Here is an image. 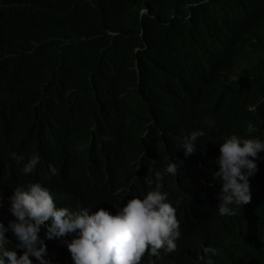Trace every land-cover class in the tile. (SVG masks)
<instances>
[{
  "label": "trees",
  "instance_id": "trees-1",
  "mask_svg": "<svg viewBox=\"0 0 264 264\" xmlns=\"http://www.w3.org/2000/svg\"><path fill=\"white\" fill-rule=\"evenodd\" d=\"M205 12L211 22L226 23L235 31L243 28L244 44L197 91L187 119L161 96L157 79L184 59L183 32L195 27L194 20ZM154 90L160 92L169 118L180 120V132L143 114ZM224 107L239 117L213 116ZM86 119L108 120L112 125L90 131L93 124ZM249 123L263 138L264 0H0L3 197L17 185L40 182L74 209L84 207L79 192L94 200L121 203L149 188L146 177L155 181L156 171L182 161L179 177L163 179L179 209L182 240L172 256L163 251L160 258L147 255L150 264H207L208 258L200 260L206 246L218 249L216 256L231 255L211 259L213 264L254 260L264 264V173L254 181L251 203L233 206L235 216L217 215L213 189L202 183V178L211 181L220 144L234 134L249 138ZM70 126L80 133L69 138ZM197 129L205 136L195 142L196 152L185 157L182 141ZM96 133L114 139L106 146L107 155L98 150L81 155L69 149L88 144ZM13 153L24 159H14ZM33 154L41 157V163L25 175L24 164ZM131 171L143 176L135 178ZM50 224L46 222L39 232L41 246H47L44 259L47 264H74L67 244L78 233L49 239ZM6 236L11 241L7 247L14 249L15 235L9 231Z\"/></svg>",
  "mask_w": 264,
  "mask_h": 264
},
{
  "label": "clouds",
  "instance_id": "clouds-1",
  "mask_svg": "<svg viewBox=\"0 0 264 264\" xmlns=\"http://www.w3.org/2000/svg\"><path fill=\"white\" fill-rule=\"evenodd\" d=\"M201 2L207 3V0ZM194 21L195 27H188L183 32L180 50L185 52L184 59L177 65L168 66L157 79L161 96L187 119L197 91L228 65L244 44L240 40L243 28L235 31L226 23L211 22L207 12ZM160 92L154 90L143 114L151 119L163 120L170 131L180 132L181 122L169 118L160 100ZM220 115L230 119L239 117L233 116L230 107L217 109L213 116ZM86 120L93 124L90 131H96L99 125H112L108 120ZM74 132L79 134L80 130L70 126L69 138ZM254 132L255 136L252 135ZM204 136L205 132L197 129L183 141L181 138L185 157L196 152L195 142ZM246 136L249 138L234 134L220 144L221 155L215 156L212 161L211 181L202 178L204 186L213 189L217 215L219 212L221 216H235L237 213L233 206L238 208L251 203L254 181L258 174L264 173V137H260L251 123L247 126ZM113 141L109 135L96 133L91 135L88 144L79 143L74 148L70 145L69 149L81 155H91L94 150L107 155L106 146ZM12 156L18 161L24 159L16 153ZM40 163L41 157L33 154L24 164V174L34 173ZM182 163L171 162L164 172L156 171L155 181L146 177L149 188L142 194L128 196L121 203L94 200L79 192L84 203L80 209L62 204L56 193L40 182L13 187L6 197L0 195V264H33L32 257L40 264H47L44 259L47 246H41L43 242L39 232L48 221H51L49 239L78 233V238L67 244L74 264H150L148 256L160 258L162 251L164 255L172 256L178 250L177 242L182 240L183 224L178 206L165 190L163 179L165 175L179 177ZM49 166L52 174H56L57 169L52 164ZM200 166L203 167L202 164ZM130 173L135 178L143 176L141 172ZM9 231L17 240L16 247L11 250L7 247L11 242L6 236ZM17 249L23 250V253L19 254ZM218 254V249L206 246L200 253V260L203 262L208 258L207 264H213L211 259L220 261L231 257L216 256ZM252 264L261 263L254 260Z\"/></svg>",
  "mask_w": 264,
  "mask_h": 264
}]
</instances>
